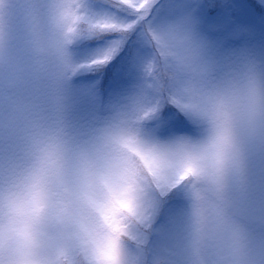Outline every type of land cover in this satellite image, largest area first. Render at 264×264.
I'll return each instance as SVG.
<instances>
[{"label":"clouds","instance_id":"1","mask_svg":"<svg viewBox=\"0 0 264 264\" xmlns=\"http://www.w3.org/2000/svg\"><path fill=\"white\" fill-rule=\"evenodd\" d=\"M160 2L0 0V264H264V53ZM136 28L133 83L80 121L72 77ZM165 106L191 131L160 135Z\"/></svg>","mask_w":264,"mask_h":264},{"label":"rangeland","instance_id":"2","mask_svg":"<svg viewBox=\"0 0 264 264\" xmlns=\"http://www.w3.org/2000/svg\"><path fill=\"white\" fill-rule=\"evenodd\" d=\"M219 1L218 7L221 6L224 11L211 19L205 15V11L207 7L214 6L215 0H183L181 8L192 15L199 33L212 48L218 51L249 48L264 53V15L261 19L254 17L253 10H248L247 0ZM256 1L264 8V0ZM113 63L112 76L106 71L91 76L88 74L95 69H90L72 77L69 85L71 102L74 114L80 121L87 122L103 114L112 101L133 83V78L122 70L119 59ZM126 79H129V84L124 83ZM116 85H122L121 89H114ZM163 220L164 217H161L160 223Z\"/></svg>","mask_w":264,"mask_h":264},{"label":"snow or ice","instance_id":"3","mask_svg":"<svg viewBox=\"0 0 264 264\" xmlns=\"http://www.w3.org/2000/svg\"><path fill=\"white\" fill-rule=\"evenodd\" d=\"M147 7L151 8V5H148ZM167 7L168 5H166L163 0H161L158 7L153 9V11L163 14ZM114 36L115 34H107L102 36L99 40L85 39L83 44L77 45L76 51L80 56H86L90 50L101 46L106 41L112 40ZM141 51L142 49L140 45L139 28H136L132 31H129L127 37L121 42V46L118 50V54L115 55V58L104 61L101 66L107 68L115 60L119 59L122 70H124L126 74L133 78L134 73L132 69V62L134 57ZM101 66L97 67L96 69L100 68ZM153 124L156 125V130L160 135H170L178 132L191 131V128L189 127L185 118L174 108L166 106L159 109L158 113L153 119ZM163 195L165 199L163 203V209L161 211V217H164L170 209L178 206L180 203L178 192L173 191L164 193Z\"/></svg>","mask_w":264,"mask_h":264},{"label":"trees","instance_id":"4","mask_svg":"<svg viewBox=\"0 0 264 264\" xmlns=\"http://www.w3.org/2000/svg\"><path fill=\"white\" fill-rule=\"evenodd\" d=\"M246 1V0H245ZM247 5H248V10H253V15L254 17L256 18H263V15H264V8L263 6H261L260 3H257V1L255 2V0H247ZM221 2L219 0H215V3H213L214 6L212 7H207L206 11H205V15L208 16L210 19L211 18H216L218 17L219 15H221V13L224 11L223 8L218 7V5L220 4ZM94 40H99V39H94ZM114 64V63H112ZM111 65L108 67V68H104L103 66H101L100 68L98 69H95L94 71H92L91 73H89L88 75H91V76H94L95 74H103L104 71H106V74L112 76V74L110 73L111 72ZM106 76L103 78L105 79ZM102 81V80H101ZM125 84H129V79L124 82ZM124 84V85H125ZM122 86V85H121ZM121 86H115L114 89H121Z\"/></svg>","mask_w":264,"mask_h":264}]
</instances>
